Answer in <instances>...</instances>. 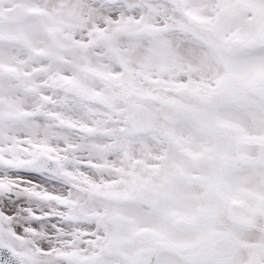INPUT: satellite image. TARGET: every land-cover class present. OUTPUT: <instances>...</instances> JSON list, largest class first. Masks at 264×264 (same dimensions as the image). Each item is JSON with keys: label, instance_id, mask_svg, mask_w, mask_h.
Instances as JSON below:
<instances>
[{"label": "snow or ice", "instance_id": "obj_1", "mask_svg": "<svg viewBox=\"0 0 264 264\" xmlns=\"http://www.w3.org/2000/svg\"><path fill=\"white\" fill-rule=\"evenodd\" d=\"M0 264H264V0H0Z\"/></svg>", "mask_w": 264, "mask_h": 264}]
</instances>
